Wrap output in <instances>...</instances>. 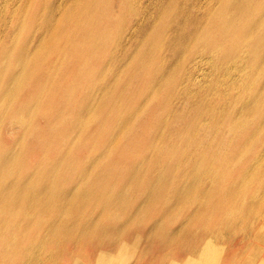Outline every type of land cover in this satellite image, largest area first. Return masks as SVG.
I'll use <instances>...</instances> for the list:
<instances>
[{
	"label": "bare ground",
	"instance_id": "obj_1",
	"mask_svg": "<svg viewBox=\"0 0 264 264\" xmlns=\"http://www.w3.org/2000/svg\"><path fill=\"white\" fill-rule=\"evenodd\" d=\"M41 1H44V0H41ZM101 1L103 2L104 0H53L52 4L50 2L51 5H49V6H52L51 9L49 8L50 11L48 8H46L47 9L46 11H49V12L47 13L45 12L46 14L44 15L45 18L43 19L41 16L42 14H39L41 16V21L40 23L37 22L38 24L35 25V27L33 26L34 27L33 33L29 35L31 40L29 39V41L28 40L24 41L25 38L23 37L22 38L23 42H22L21 38H19L20 42L22 43L19 46V48H18V44H20V42L17 44V47H16L18 48L17 52L12 57H9V53H10L9 49H10V45L12 48L14 46L11 42L10 44H7V42L9 41L8 39L11 38L10 36L11 33L6 34L5 32L7 40H6V43L4 45L2 44L0 48V124H1V121L4 120L5 118L8 122L9 128H11L12 127L11 125H13L12 123L21 122L19 117L16 116L17 114H15V112L18 111L21 113L23 112V110L29 109L30 101L42 100L44 96V89L46 90L47 85L51 82L52 80L51 77H54L56 75L55 72L58 69L65 68L64 64L67 66L70 63V60H69V63L65 62L69 58L64 60L63 58L64 53L67 54L68 56L71 54L76 55L75 58H79V60H81L80 58H84V62L87 65L92 64L93 60H94V63H97L96 60L98 59L95 60V58L98 57V54L100 56L103 52L106 51L105 45L107 43L106 42L107 40L104 37L105 27H106L105 25H103L104 21L98 20L97 18H95V15H94V12L96 11L95 7ZM124 1H127L134 6L133 8L129 9V13L127 12V7L126 9H123L124 12L122 14L124 16L119 26V31L121 32V34L126 30L129 31L128 32L129 35L125 37L126 40L125 41L123 40L124 42L122 41L119 44L120 49L125 51V54L129 49H131L134 52V54L136 53L135 55H137V53L139 55V58L136 59L135 57V60L139 61L140 64L148 63L150 59H149V56L146 55L147 51L141 50L146 44L145 39H147V37L145 36L148 33L149 34H151V32L154 33L155 30L160 28L161 32L164 35L168 36V39L170 38V41L169 40L163 41V42L161 41L164 49H166L165 47L168 46L166 52L168 51V49H170V51L172 50L170 53H172L174 57L181 55V59L178 57L176 59L172 57L173 60L174 59L176 60V61L174 60V62H177V63H174L173 60L171 61L174 64L173 67H175V68H171L173 70L169 71L165 69L164 67L165 65L164 66L162 65V67L157 65L159 68V71H155V72L151 71L153 73H150L152 74L149 80L150 83H152L153 86L158 85L156 87H160V88L162 87L163 91L162 90L161 91L163 92L164 97L163 95L161 97H163L166 101H168L172 97V95H174L175 92L177 93L179 92V88H181V84L183 83V80L187 82L184 87H187L186 85H188V83H190L191 81H194L193 79L195 76H197L196 75L197 72L199 70L204 69L202 67L203 65H208L212 69V71L215 73L216 77L218 75L221 76L222 74H224V72L230 67L229 66L230 64H232V67L235 71H238L239 69L238 66L239 67L242 66L243 68H246V69L248 67L249 72H250L248 73V78H250V81H252L253 79H262V78L264 80V0H121V3H123V6L125 3ZM22 2L24 3V1ZM121 5L122 4H120V6ZM121 8L123 7L121 6ZM120 12H122V10ZM125 16H128V18H130L126 24H124ZM100 18L101 17H99V19ZM32 20H28V21L33 22ZM76 21L81 22V26L83 29L70 26V24H73ZM159 21L161 22L164 21V22L162 24V23H159ZM29 26H30V29H32L31 25ZM95 30H99L100 31L99 33L103 34V37L101 39H99L100 37L97 35L96 37L91 35L94 33ZM30 31L31 30H29V32ZM54 32H56V37H57L56 40L46 41L45 36H48L51 34L53 35ZM25 36H28V35H25ZM175 38L176 40H174ZM82 39L87 40L86 42L87 44L84 46L81 44L79 45V42H77L80 40V43H83L84 41ZM81 40L83 42H81ZM171 40H174L176 42L177 40L178 42L181 41L179 44L182 43V46L180 45L177 47L176 46L177 43L175 45H173L174 43L173 44L171 43L173 45L172 46L170 44V42H172ZM53 45H56V46H53ZM172 47L174 50L172 49ZM51 48L53 49L50 50ZM49 50L50 52L48 53ZM46 53L48 54L52 53L53 55L52 60L47 62L44 66L38 65L40 63L36 62L37 59L40 58L39 60L41 59L43 60ZM241 54H243V56H241ZM119 55L117 54L116 56H119ZM128 58H126V60ZM102 59L104 60L105 58H102ZM126 60L125 58L120 57V56L116 58L111 57V61L113 62H110V63L114 64L113 69H115L117 67H120V65ZM155 63H157V61ZM167 63L165 64L167 65ZM96 65L98 66L96 67L90 66L91 69L96 70V68H100V70L93 74L89 73L88 77H90L92 80L94 78L95 80L100 78L101 80L104 81L103 83L100 82L101 84L99 85L98 84L91 85L90 82L89 83L86 82L87 86L84 89H81L82 86H79L80 87L79 88L77 84H75V81H73L74 83L71 85L72 89L74 90L78 89L79 91L78 95H79L80 100H82V102L78 101L81 103H78L76 104V106H74L75 107V114H74L75 118H74V121L73 120L71 121V128H68V130H65L63 132V135H64L63 139H60L59 141L55 140L57 141V145L59 143L60 145H64L68 147V151L70 153L73 148L77 149V148L84 146L87 141L86 140L87 136H89L92 133L91 131H88L89 130L88 129L86 131V135H83L84 129H83V133H81L82 129L80 128L81 127L80 125H82V123L84 122L83 120L84 118L82 119V117H84L85 114H88V111L90 110L91 106H95V107L98 106V108L101 110V113H103V115H101L100 117L104 116L105 119L111 117L110 115L112 114L114 116L116 115V117L118 115V118H119L120 113H122L124 109L126 110V107L124 109L122 107V105H125V103L124 104L121 103L122 105L120 104L119 108H117V104H116V98H118V96L124 99L123 93L115 95V97L109 96V89L111 88V85L109 87L107 85V82L108 83L114 82L116 80V77H117L116 74L118 72L116 74L112 72L108 76L106 72L107 66L103 62L100 64L97 63ZM109 65L111 66V64ZM131 66L133 67V64ZM117 70H115V72ZM124 70H125V66H124ZM35 71H39V73ZM66 71H67V68H66ZM70 72L72 73L71 69H70ZM60 73H57V74L60 75ZM28 74H31V75L27 79ZM70 75L72 77L74 76L78 77L77 74H70ZM65 76H66V72H65ZM56 78L54 80H56ZM86 78L87 76L85 77V79ZM124 78L126 79V77ZM74 79L76 80V78ZM118 79H120V77ZM29 80H31L32 82ZM57 82L59 83L60 80H56L55 82L53 81L51 83V87H54L58 90V88L60 87L58 86L59 84ZM68 82H67V86H68ZM116 82L118 84L117 80ZM122 83L120 81L119 84H122ZM160 83L161 85L159 86ZM117 87H118L117 89H119V86ZM18 88H19V92L22 93V97L19 98L17 103L15 101L14 104H16V106H15V109L13 110L14 112L11 113V110L8 108V110H10V115H8L9 112L7 110L6 111L8 114H4L5 106L6 105L8 106V104L5 105L4 102L8 101L12 103L14 101L13 95L15 97V94H17ZM114 93L115 92H113V94ZM58 94L60 95V93ZM160 94L162 93L160 92ZM49 95H51V92ZM60 98H62L61 95H60ZM97 98L99 99L98 103L96 102ZM163 98L160 101H162ZM258 100H260V98ZM51 101L52 99L50 100V102ZM54 101L57 102L56 99ZM157 101H159V98ZM204 102H202V104ZM257 103L259 104L260 102H257ZM51 104L55 106L53 102ZM70 104L67 103L69 107H70ZM263 104L264 102L262 103V106ZM63 106L58 107V110H57L58 112H56L57 114H55L54 117L62 115L61 109L64 108ZM163 106H161L163 109L161 110L160 108L161 110V111L159 110L160 112L162 111L164 112L165 108ZM150 108L152 107L150 106ZM247 108L248 110L246 109V111L248 113L246 112L244 113H246L247 115L249 114V117L251 118V120L253 118L257 120L256 121L257 124L254 122V124H256L254 129L258 131V128L259 129L261 128V130L259 131L263 134L264 132L263 130L264 111L263 113H260L257 111L258 112L257 113L254 109V106H252L251 104H250V107H247ZM41 109L43 110V108ZM72 110L73 109H71V112H69V114L73 113ZM95 110L97 111L96 108ZM150 110L151 109H149V111ZM47 111L45 109V112ZM199 112L201 113L202 111H200L199 109ZM48 113L49 112H47V115L45 114L46 117L49 116ZM244 113L242 115L243 117H244ZM124 114L126 115V111ZM157 114L155 116V119L157 117ZM149 116H145V117H149ZM46 117H44L45 118L44 124L50 123L51 121V118L49 117L46 118ZM141 117L138 119L139 121L142 120ZM67 118L69 119V117ZM160 118H158L157 121H159ZM149 119L148 121H150ZM214 119L211 121L213 133L218 132L219 129L223 128L220 126H225L223 125L224 122L222 123V125L220 124L219 126L218 122L214 121ZM100 120L102 119L100 118ZM121 120H122V123L126 121L125 123H123L124 125L121 124L115 129L114 128L111 129V127L109 129V133L111 134V137L103 144V151L100 152V155H99V157L102 158L103 160H104V157H107L110 152L112 151L114 152V149H116L114 147L118 142L117 140L118 138L124 137L127 131L128 133L133 131V130H130L132 126L130 125L131 121H130L129 116L127 117L122 116ZM56 121L57 123H59L58 120ZM104 121L105 120H103V122ZM51 123L53 122L51 121ZM111 123L113 122L111 121ZM164 124L165 123H159L158 128L155 130L153 129L154 128L153 125H152L153 128L150 126L153 129L154 131L153 133L156 135V137L154 136L153 138H150L149 142L146 141L147 143L142 147L143 154L141 158L135 159V156H132L131 151L132 149H134L132 148L133 138H129L126 136V138L128 139L125 140V142L123 141L124 143H122L121 147L116 149L114 152L116 159L111 161V163L109 162V165L105 161L102 163L103 165H100L99 163V165L101 166V167L99 166L101 168V169L98 168L99 170L93 167L95 162L99 160H96L97 157H94L91 152L90 154L85 152L82 155L81 153L74 155L76 159L78 158L77 159L78 160L77 162H79L78 164H75L73 162L65 163L60 159L59 155L53 154L51 159L49 158L45 159L46 157L41 156L40 158L36 159L35 162L31 163V165L28 166L27 164L23 167V169L17 170V167L15 165V159L17 158L15 154L18 150L17 148L18 144L22 142V138L26 134V127L24 126V129L22 130V133L19 137L16 136L12 138L13 134L11 135V133L8 132L9 134L8 133L7 134L9 135V138H10L8 143H7V137H3V138L0 137V232L5 230V228L8 226L7 224L9 225L11 224L13 226H17L19 230L22 232V233L19 232L15 236V238L17 237L18 241L24 240V239H27V241H29L28 239H39V238H45V237L47 238L48 231L43 233L44 236H40L41 234L40 235L37 234V231L39 230V227H40L39 225L45 221L48 222V224L50 225L51 224L55 226L57 225V227L61 225L62 226L63 225L73 226L74 229L78 228L77 233H79V228L80 227L83 228L85 224H95L100 229V231L102 230L104 231V234L101 232L103 234V237L89 232L91 229L89 230L87 227L85 229L89 231L82 235L81 237L82 239L80 238L82 242H79L74 245L73 252L84 253L85 255L88 256L90 255L92 251V246H107L108 249L112 248L110 251H113V252H110L108 254V256H111L113 255L116 248L121 247L123 245L126 235L133 228H136V226L144 224L146 222H152L153 225L155 224L159 228L162 227L161 229L167 232L166 230L169 229L170 226L180 218L179 215L181 213H182L181 214L182 220L179 221L181 222L179 223V225L184 224V226L189 227L190 225H195V224L198 225V224L203 223L205 221L203 216L205 215V213H208L213 203L216 204L215 208H217L216 211L218 212L220 210H226V213L227 211L232 212L235 209V206H233L234 202L237 201L236 195L238 194L239 196V193H243V189L240 184L237 185V183H234V184L231 183L229 188H225V187L222 188L221 185H218L217 183L213 185V187L211 186L208 189L205 184L209 183V178L207 176V173L210 171L207 169L206 166H204V169H201V167H198L196 164L190 165L191 164L190 162H189L190 164H188L189 166H183L182 169L180 165L179 167L174 166L176 164L174 163L173 171H170V172L167 171L168 172V173L166 172L167 174L155 168V165L158 163L159 159L161 158L160 156L161 148L159 149V147H161L165 142L163 141L164 131L161 130V127ZM105 125L106 124H103L102 131L104 129L103 134H105L106 136L108 131H107V128H104ZM133 125H136V123ZM190 126L191 125H189V127ZM78 127L80 128V130H78L79 129ZM84 127L86 126L84 125ZM5 128L7 131L8 128L6 127V125H5ZM33 128L34 127H32V129ZM17 129L20 130L19 128ZM92 129L94 130V132L96 131V129L94 128ZM247 129L248 127L246 128V130ZM39 130H41V128L40 129L38 128V131ZM246 130H245V133L248 131ZM255 130H254L253 135L257 133ZM33 131L35 132L34 129ZM157 131L159 135H157ZM15 132L14 134H16ZM185 133L188 134L187 131ZM209 134L210 133H208L205 127L203 126L201 128V137H202L201 140L205 139V137ZM195 136H197V134ZM241 138L240 139L238 138V139L241 140ZM103 139H105V137ZM258 139L260 141V138ZM138 142H135L136 145ZM143 142L145 141L143 140ZM257 144L260 145V143H257ZM238 146H240V144ZM253 148H256V147L254 146ZM33 153L32 152L30 153L29 151V156L31 157L30 154H33ZM80 155H81V158H79ZM36 157H37V154H36ZM24 158H22V161ZM202 158L205 159L204 156H202ZM261 158L263 159L264 157H261ZM105 159L107 160V158ZM127 160H129L127 164L123 165L122 162L127 161ZM30 161L32 160L30 159ZM98 171H101L102 174L99 175L98 173H101V172H98ZM200 176L204 177L203 184L196 183L197 179ZM248 176L249 175H247L246 177ZM220 194H223V195H220ZM133 195H137V196L133 198ZM117 208L119 209L121 208L122 210H124V215L122 218L123 223L120 222L122 224L117 223V221L119 220L117 219L118 218L117 213H115V209L119 210ZM182 209L183 210L187 209L188 211L186 212L188 214L180 212V210L182 211ZM120 214H122V212ZM53 225H51L52 227L50 228L52 229L55 228ZM76 225L78 226L75 227ZM198 226L200 227V225ZM179 227L177 229H180ZM46 228L48 230V227H45L44 230ZM114 228H116V230ZM227 228L230 229V227H227ZM248 228L251 229L250 226ZM40 229L42 230V226ZM110 229L115 230V232L113 231L114 233L112 234L109 233L108 231H110ZM156 229L154 228V231H157ZM232 229L234 230V228ZM232 229H231V232L233 231ZM28 230L31 231L32 234L30 233L28 235L27 233H25ZM181 232H183L182 229H181ZM181 232L180 234H182ZM226 232L225 234H227ZM231 232L229 234H231ZM157 233H159V231ZM56 234L58 236L59 233L56 232ZM168 234H171V233H168ZM168 234L166 233V236ZM192 234H195V233H192ZM229 234L228 236H230ZM72 235L73 234H71L70 236ZM172 235H168V236L171 237ZM176 235L174 232V236ZM232 235L234 234L232 233ZM55 236L56 235H50L49 236L50 239L48 238L47 239L53 240L51 238H55ZM158 236L160 238V235ZM64 237H68V234L67 236L63 235V238ZM101 237L103 239H101ZM0 238H6V237L5 235L0 234ZM71 238L73 240V238L75 237H71ZM171 238H175V237H171ZM212 239L214 238L212 237ZM147 240H150L149 237H147ZM60 241L61 240H59V242ZM92 241L95 243H93ZM162 242H164V240L161 241V243ZM166 242L168 241L166 240ZM51 244L56 245L50 242H48L47 244H44L43 242L42 244H37V245L44 246V245H51ZM21 245H23V241ZM60 245L62 246L63 244H60ZM182 246L183 245H181V247ZM61 249L66 253V249L64 248H61ZM198 250H195V251H198ZM43 252H45V250ZM144 255H146L145 252L143 251L140 252V255L138 256V260L139 261L142 260L141 258H144L145 257ZM53 256H56V255H53ZM82 256H78V258ZM42 257H44V255ZM163 258H161L162 261L165 259ZM50 263L53 264L52 262ZM187 264L189 263L187 262Z\"/></svg>",
	"mask_w": 264,
	"mask_h": 264
},
{
	"label": "rangeland",
	"instance_id": "obj_2",
	"mask_svg": "<svg viewBox=\"0 0 264 264\" xmlns=\"http://www.w3.org/2000/svg\"><path fill=\"white\" fill-rule=\"evenodd\" d=\"M22 1H24V3ZM49 1L50 0H44V1L26 0V2H25V0H13V1L12 0H5V1L0 0V2L3 3V4L0 3V42H1L0 48H1L2 44L4 45L6 43V40H7L5 32H6V34L11 33V35H10L11 38L8 39L9 41L7 42V44H10V42H11L14 47L12 48L10 45L9 57H12L13 55H15V53L17 52V49L19 48V46L23 42V39H22L23 37L25 38L24 41L25 40L29 41V39H30L29 35L33 33L35 25L40 23L41 16L44 19L45 18L44 15H46L45 12L46 13L49 12L50 9L52 8V6H49V5L52 4L53 0L50 1L51 4ZM124 2H125L124 3L125 7L123 6V3H121V0H104L103 2L101 1L95 7L96 11L94 12V15H95V18H97L98 20L104 21V24L102 22V24L106 26L104 37L107 40L106 41L107 43L105 45L106 51L103 52L100 56L98 54V57H96L95 60L98 59V60H96L97 63L100 64L103 62L107 66L106 72H107L108 76L112 72H114L115 74L118 72L116 74L117 75L116 80L118 81V84H117L116 80L114 82H110V83L107 82V85L109 87L111 85V88L109 89V96L115 97V95L123 93L124 99H122L121 97L118 96V98H116V104H117V108H119L121 103L122 104L125 103V105H122V104L121 105H122L123 109L126 107V110L124 109V111H122V113H120L119 118H118V115L116 117V115L114 116L112 114V115H110L111 117L105 119L104 116L100 117L101 115H103V113H101V110L98 108V106L97 107L91 106L90 110L88 111V114H85V116L82 117V119L84 118L83 119L84 122L82 123V125H80L81 126L80 128L82 129L81 133H83V129H84L83 135H86V131L88 129H89L88 131L92 132L89 136H87V139H86L87 141H86L85 145L80 147V148H77V149L73 148L71 153L68 151V147H66L64 145H60L59 143L57 145V141H59L60 139H63V137H64L63 132L65 130H68V128H71V121L72 120L74 121V118H75V116H74L75 107L74 106H76V104L82 102V100H80L79 95H78L79 94L78 89L74 90L71 87V85L74 83L73 81H75V84H77L78 87L82 86L83 88L81 87V89H84L87 86L86 82H88V83L90 82L91 85L92 84H98L99 85V84L104 82L100 78L96 79V80L94 78L92 80L90 77H88L89 73L93 74V73H96L100 70V68H96V70L91 69L90 66H94V67L98 66V65H96L97 63H94V60L92 61V64L87 65L84 62V58H80L81 60H79V58H75L76 55L71 54L68 56L67 54L64 53L63 54L64 60L69 58L65 62L69 63V60H70L71 65H70V63L67 66L64 64L65 68L58 69L55 72V74H56L55 76L57 78L55 76L51 77L52 78L51 82L47 85L46 90L44 89V96H43L42 100L30 101L29 109L23 110V112H21V113L18 111L15 112V114H17L16 116L19 117L21 122L12 123L13 125H11L12 126L11 128H9L8 122L5 118H4V120L1 121V124H0V135L1 136L0 137H2V138L7 137V143L10 140L9 135H8L9 133H11V135L13 134L12 138H14L16 136L19 137L22 133V130L24 129V126L26 127V134L22 138V142L18 144V146H17L18 150L15 154L16 158H17V159H15V165L17 167V170L23 169V167L27 164H28V166L31 165V163L35 162L36 159L40 158L41 156L46 157L45 159H47V158L51 159L53 154L59 155L60 159L65 163L73 162L75 164H78L79 163V162H77L78 158L76 159V157L74 155L80 154V153L82 155L85 152H87L89 154L91 152L94 157H97L96 160H99V161H96L95 164L93 165V167L96 169H98V168L101 169L100 165H103L102 163L104 161L109 165V162L111 163V161L116 159L114 152L116 149L121 147L122 143H124L125 140L128 139V138H126V136L129 138H133V147L132 148H134V149H132V151H131L132 156H135V159L141 158L142 154H143L142 147L147 142L150 141V138H153L154 136L156 137V135L153 133L154 132L153 129L154 130L157 129L159 123H165L161 127V130L164 131L165 137L163 136V138H164L163 141H165V142L161 147H159V149L161 148V152H160L161 158L159 159L158 163L155 165L156 169L166 173L167 171L168 172L173 171L174 166L179 167V165H180V167L182 169L183 166H189L188 164H190V163H191L190 165L196 164L198 167H201V169H204V166H206L207 169L210 171L207 173V176L209 178V183L205 184L208 189L211 186L213 187V185H215L217 183H218V185H221L222 188L223 187L229 188L231 183H233V184L237 183V185L240 184L242 186L243 193H239V196H238V194L236 195L237 201L234 202L233 206H235V209L232 212L227 211V213H226V210H220L218 212V211H216L217 208H215L216 204L213 203L210 210L208 211V213H205V215L203 216L205 221L201 224H198V225H200V227L197 224L190 225L189 227L184 226L183 223H182L183 225H181V224L179 225V223H181L179 221L182 220V215H181L182 213L179 215L180 218L178 217L179 219L176 222H174L170 226L169 229L166 230L167 232H165L163 229H161L162 227L159 228L157 225H155V224L153 225L152 222H146L144 224L138 225V226H136V228H133L126 235L123 245L121 247L116 248L113 255H111V256H108V254L110 252H113V251H110L112 248L108 249L107 246H92V251H91L90 255H88V256L85 255L84 253L73 252L74 251V245L79 243V242H82V240H81L82 235L84 233L88 232L90 229L91 230L89 232L103 237L104 231L103 230L100 231V229L95 224H85V226L83 228H81V227L79 228V233H77L78 228L74 229L73 226H70V225H68V226L63 225L62 226L61 225V226L57 227V225L55 226V225L51 224L55 227L52 229V228H50L52 226L50 224H48V222L45 221L39 225L40 226L39 230L38 229H37L38 231L36 230L37 234H39V235L41 234L40 236H44L43 233L48 231L47 232L48 233L47 238L50 239L49 236L50 235H56L57 236V234H56V232H57V233H59L57 238L58 237L59 238L57 239L55 236V238H51L53 240H48L45 237V238H39V239H28L29 241H27V239L18 241L17 237L15 238V236L19 232L20 233H22V232L19 230V228L17 226L7 224L8 226L5 228V230L0 232L1 235H5V237H6V238H0V244H1L0 245V264H51L50 262H52L53 264L54 263L55 264H85V263L86 264H98V263L99 264H158V263L159 264L160 263L161 264H179V263L180 264H187V262L189 264H264V158L263 159L261 158V157H264V141H263L264 140V132L262 134L259 131V130H261V128L260 129L258 128V131H259V133H258V131H256L254 129L255 125L257 124L256 123L257 120H255L254 118H253L254 120L253 119L251 120V118L249 117V114L248 115L246 114V113H248L246 111V109L248 110L247 107H250V104L252 106H254V109L256 112L258 111L260 113H263V111H264V104L262 106V103L264 102V94H263L264 93V91H263L264 80H263V78L262 79H253L252 81H250V78H248V73H250L248 67L246 69V68H243L242 66H240V67L238 66V68H239L238 71H235L232 67V64L229 65L230 67L224 72V74H222L221 76L218 75L216 77L215 73L212 71V69L208 65H203L202 67L204 69L199 70L197 72V74H196L197 76L194 77V79H193L194 81L190 82L191 84L188 83V85H186L187 87H184L187 82H185L183 80V83L181 84V88H179V92L178 93L175 92L174 95H172V97L168 101H166L163 98L164 95L162 92L163 91L162 87L161 88L156 87L158 85L153 86L149 80H150V76L152 75L150 73H153L155 71H159V68L157 65H159L160 67H162V65L163 66L165 65L164 66L165 69H167L169 71L173 70L171 68H175V67H173L174 64L171 62L173 60L172 57H174V55H172V53H170L172 50L170 51V49H168L169 52L168 51L166 52L168 46H166L165 47L166 49H164V47L162 45L163 41H167V40L170 41V38L168 39V36L164 35L161 32L160 28L155 30L154 33L151 32V34L148 33L149 35L147 34L145 36V37H147V39H145L146 44L141 50L147 51L146 55L149 56L150 60L146 64H140L139 61L135 60V57H136V59H138L139 55H138V53H137V55H135L136 53L134 54V52L131 49H129L125 54V51L120 49L119 44L123 40L124 41L126 40L125 37H127L129 35V33H128L129 31L126 30L121 34V32L119 31V26H120V24L122 22V18L124 16L122 14L124 12L123 9H126V7H127V12L129 13V9L133 8L134 6L127 1H124ZM119 3L122 4L121 6L123 8H121ZM116 7L118 10L116 9ZM35 8L37 9V11ZM46 8H48V9L50 8L49 11H46L47 10ZM120 9L122 10V12H120L121 11ZM116 10H117V12H116ZM34 12H35V14L36 13L37 14L35 15ZM33 14L35 15V17ZM39 14H42V15L40 16ZM30 15H32V16H30ZM115 15L116 16L119 15V16L116 17ZM30 17H32V18H30ZM99 17H101V18L99 19ZM37 18H38V20H37ZM129 19L130 18H128V16H125L126 21L124 20V24H126L129 21ZM28 20H32L33 22L28 21ZM163 22L159 21V23H162V24H163ZM28 24L31 25L32 29H30V26ZM70 26L76 27V28H82L80 21H76L73 24H70ZM97 27H99V26H97ZM106 28H108V29H106ZM29 30H31V31L29 32ZM24 31H26V32H24ZM56 32H54L53 35L51 34V35L45 36V40L46 41H48V40L55 41L57 38ZM99 32H100L99 30H95L94 33L91 35H93L94 37H96V35H97L100 37L99 39H101L103 37V34H100ZM24 34L28 35V36H25ZM155 34H157V35H155ZM19 38H21L22 42H20ZM82 40H81V42H83V43H80V40L77 41V42H79V45L80 44L83 46L86 45L87 40L86 39H82ZM174 40H176V38ZM174 40H171L172 42H170V44L174 43L173 45H175L177 43L176 44L177 47L180 45L182 46V43L179 44L181 41L178 42V40H177V42H176ZM19 42H20V44H18ZM17 44H18V48H16ZM53 46H56V45H53ZM53 46H51V47H53ZM15 48H16V50H15ZM52 49L53 48H51L50 50H52ZM172 49H173V47H172ZM50 50L48 51V53L50 52ZM118 51H120V52H118ZM131 51H132V53H131ZM48 53H46L43 60L41 59L42 61L39 60L40 58L37 59L36 62L40 63L38 65L44 66L47 62L52 60V57H53L52 53H50V54H48ZM117 54L118 55L120 54L119 56L125 58V60H126V58L129 57L128 58L129 60L127 59L126 61H128V62L125 61L121 64L122 66L120 65V67L113 69L114 64L110 63V62H113V61H111V57H113V58L119 57V56H116ZM170 54H171V56H170ZM169 56L171 59L169 58ZM241 56H243V54H241ZM101 57L105 58V59L103 60ZM177 57L181 59V55L176 56L174 58L176 59ZM132 58H133V60H132ZM46 59H48V60H46ZM164 59L166 60V62ZM155 60L157 61V63H155L156 62ZM174 60H173V62H174ZM72 62H74V63H72ZM163 62H165V63L168 62V63L166 65ZM42 63H44V64H42ZM174 63H177V62H174ZM73 64H75V65H73ZM109 64H111V66ZM132 64H133V67L131 66ZM153 64L155 65V67ZM124 66H125V70H124ZM66 68H67V71H66ZM70 69L72 70V73L70 72ZM74 69H75V71H74ZM115 70H117V71L115 72ZM39 71H35V72L39 73ZM151 71H153V72H151ZM65 72H66V76H65ZM67 72H68V74H67ZM57 73H60V75ZM124 73H125V75H124ZM70 74H77L78 77H76V76L72 77ZM83 74H84V76H83ZM30 75L31 74H28L27 79ZM57 75L60 77H58ZM68 75H70V76H68ZM86 76H87V78L85 79ZM123 76L126 77V79ZM119 77H120V79H118ZM31 78H33V77H31ZM55 78H56V80H60L59 83L57 82L59 84L58 86L60 87V88H58V90L54 87H51V83L53 81L54 82L56 81V80H54ZM70 78H71V80H70ZM74 78H76V80ZM77 78H78V80H77ZM66 79H67V81H66ZM29 81H31V80H29ZM81 81H82V83H81ZM120 81H121V83L123 81V83L119 84ZM129 81H131V82H129ZM67 82H68V86H67ZM261 83H262V85H261ZM160 85H161V83L159 84V86ZM117 86H119V89H117L118 88ZM53 90H54V92H53ZM50 92H51V95H49ZM113 92H115V93L113 94ZM160 92L162 94H160ZM20 93L21 92H19V88H18L17 94L20 97L17 94H15V97L13 95V100H14L12 102L13 104L8 102V101L4 102L5 105L8 104V106H10V107H8L7 105L5 106L4 114H8L7 113V111H8L9 112L8 115H10V110H11V113L14 112L13 110L15 109V106H16V104H14L15 101L17 103L19 98L22 97V93L21 94ZM58 93H60L62 98H60V95ZM53 94H54V96H53ZM74 95H75V97H74ZM162 95H163V97H161ZM52 96L54 99L52 98ZM157 97L159 98V101H157L158 100ZM162 98H163V100L160 101ZM259 98H260V100H258ZM51 99H52V101L50 102ZM55 99L57 100V102L54 101ZM98 100L99 99L97 98V100H96L97 103H98ZM78 101H81V102H78ZM52 102L54 103L55 106H53V104H51ZM154 102L156 104L157 103H159V104H157V106H156V104ZM202 102H204V103L202 104ZM257 102H260V103L258 104ZM67 103L68 104L71 103L70 107L67 105ZM162 104L165 106H163ZM71 105H72V107H71ZM59 106L64 107L63 109H61L62 115L60 114L61 116L54 117V115L57 114L56 112H58L57 110H58ZM150 106L152 108H150ZM161 106H163L165 108V110H164L165 113L162 111L163 114H162V112H160L163 109ZM155 107H156V109H155ZM8 108L10 110H8ZM41 108H43V110ZM95 108L97 109V111L95 110ZM147 108H148V110H147ZM157 108H158V110H157ZM160 108H161V110H160ZM258 108H259V110H258ZM3 109H4V107H3ZM45 109H46V111L49 110V111H47V112H49L48 113L49 116H47V117L51 118V121L53 123H51V121H50V123L44 124V119H45L44 117H46V115H47V112H45ZM71 109H73L72 110L73 113L69 114V112H71ZM149 109H151V110L149 111ZM199 109H200V111H202L201 112L202 114L199 112ZM153 110H154V112H153ZM50 111H52V112H50ZM125 111H126V115L124 114ZM98 112L100 115L98 114ZM242 112L243 113L246 112V113H244V117L242 116L243 115ZM154 113H155V115H154ZM66 114H67V116H66ZM156 114H157V117L155 119ZM160 114L162 115V117ZM122 116H125V117L129 116L130 117V121H131L130 125L134 129L130 128V130H133L132 132L128 133V131H127L126 135H124V137L118 138L117 139L118 142L114 147V148H116V149H114V152L113 151L110 152L111 154L109 153L108 156L104 157V160H103L102 158L99 157V155H100V152L103 151V144L108 139H110V137H111V134L109 133V129H110V127H111V129H113V128L115 129L121 124L124 125L123 123H125L126 121L122 123V120H121ZM145 116H149V117H145ZM67 117H69L70 120ZM140 117L142 118L141 121L138 120ZM100 118L102 120H100ZM158 118H160L159 121H157ZM55 119L58 120L59 123H57V121ZM148 119L150 121H148ZM213 119H214V121L218 122L219 126H220V124L222 125L223 122H224L223 125H225V126H220L223 128L219 129L218 132H214V133L212 132V124H211L212 123L211 121ZM225 119H226V121H225ZM103 120H105V121L103 122ZM161 120H163V121H161ZM111 121L113 123H111ZM153 122H155V123H153ZM254 122L256 124H254ZM94 123L97 125H95ZM135 123H136V125H133ZM103 124H106L104 128H107V131H108L106 136H105V134H103L104 129L102 131ZM5 125L10 131L8 129L6 131ZM63 125L64 126L67 125L66 126L67 128L64 127ZM84 125L86 127H84ZM152 125L154 128L152 127ZM189 125H191L190 126L191 129H190ZM31 126L34 127L33 129L35 130V132L33 131ZM90 126H92V127H90ZM203 126L205 127L206 131L210 134L207 135L205 137V139L201 140V138H202L201 137V128ZM192 127H193V129H192ZM247 127H248L247 130L249 132L246 130ZM17 128H19L20 130H18ZM38 128L39 129L41 128V130L38 131ZM80 128L78 130H80ZM92 128L96 129V131L94 132V130ZM145 128H146V130L147 129L148 130L146 131ZM245 130L248 133L247 132L245 133ZM254 130L257 132V133L255 132L256 133L255 135H253ZM263 130H264V128H263ZM28 131H29V133H28ZM186 131L188 132L189 135L185 133ZM223 131H224V133H223ZM14 132L16 134H14ZM196 134H197V136H195ZM243 134L245 135V137ZM157 135H159L158 131H157ZM218 135H219V137H218ZM104 137H105V139H103ZM241 137L244 139H242ZM261 137H262V139H261ZM238 138L239 139L241 138V140H239ZM258 138H260V141ZM175 139H177V140H175ZM55 140H57V141H55ZM138 140H139V142H138ZM143 140L145 142H143ZM168 140H170L171 142ZM214 140H216V141H214ZM135 142H138L137 145ZM261 142H262V144H261ZM257 143H260V145ZM239 144H240V146H238ZM254 146L256 148H253ZM24 147L26 150L24 149ZM139 147H141V148H139ZM23 151L26 153H24ZM29 151H30V153L34 152L33 154H30L31 157L29 156ZM36 154H37V157H36ZM81 155L79 156V158H81ZM202 156H204L205 159H203ZM190 157L192 158V160ZM22 158H24L23 161H22ZM105 158H107V160ZM25 159L28 161H26ZM30 159L32 161H30ZM128 161L129 160L123 161L122 164L125 165V164H127ZM99 163H100V165H99ZM174 163H176V164L173 166ZM257 163H258V165H257ZM244 164H246V165H244ZM98 172H101V171H98ZM98 174L101 175L102 172L98 173ZM247 175H249V176L246 177ZM203 178H204L203 176H200L197 179L196 183L203 184V182H204ZM246 190H248L249 192ZM220 195H223V194H220ZM136 196L137 195H133V198H135ZM117 209H119V208H117ZM186 211H188V210L187 209H184V210L182 209V211L180 210V212H183V213H187ZM121 212H122V214H120ZM175 212H177V211H175ZM115 213H117V215H118L117 219H119L117 221V223L122 222L124 210H122L121 208L119 210L115 209ZM214 214H216V215H214ZM217 218H219V219H217ZM9 223H11V222H9ZM122 223H120V224H122ZM47 224H48V226H47ZM209 224H211V225H209ZM232 225L235 227H233ZM41 226H42V230L40 229ZM77 226L78 225H76L75 227H77ZM90 226H91V228H90ZM175 226H177V227H175ZM249 226L251 227V229L248 228ZM45 227H48V230H47V228L44 230ZM87 227L89 229L88 231H87V229H85ZM95 227H97L98 229ZM178 227L180 229H177ZM181 227H183V228H181ZM227 227H230V229H228ZM245 227H246V229H245ZM154 228L155 229L157 228L156 229L157 231H154ZM232 228H234V230ZM72 229H74L76 231H74ZM114 229L116 230V228H114ZM158 229H160V230H158ZM176 229L179 231H177ZM181 229L183 232H181ZM231 229L233 230L232 232H231ZM92 230H93V232H92ZM115 230L110 229V231H108V232L112 234L115 232ZM152 230H153V232H152ZM162 230H163V232H162ZM241 230H242V232H241ZM28 231H26L25 233H27L28 235L30 233L32 234L31 231H29V232ZM69 231L72 233H70ZM158 231H159V233H157ZM170 231H172V232H170ZM49 232H50V234H49ZM65 232L68 234V237L63 238V235L67 236V234ZM164 232H165V234H164ZM174 232H175V235L177 234L176 236H174ZM180 232L183 235L180 234ZM225 232L227 234H225ZM230 232H231V234H229ZM145 233H147V234H145ZM166 233L167 234L171 233L168 235L173 234L171 237H175V238H171L168 235L166 236ZM192 233H195V234H192ZM232 233L234 235H232ZM69 234L70 235L73 234V235L70 236ZM228 234L230 236H228ZM146 235H147V237H149L150 240H147ZM158 235H160V238L163 236L161 238V240H160ZM156 236H157V238H156ZM223 236H224V238H223ZM226 236H228V237H226ZM71 237H75V238H73V240H72ZM102 237H101V239H103ZM212 237L214 239H212ZM202 238H204V239H202ZM225 238L228 240H226ZM59 240H61L60 241L61 243L59 242ZM163 240H164V242L161 243V241H163ZM166 240L168 242H166ZM225 240H226V242H225ZM22 241H23V245H21ZM43 242H44V244H47L48 242H50V243H54L56 245H52V244L51 245H44V246L43 245L42 246L37 245V244H42ZM187 242H188V244H187ZM93 243H95V242H93ZM184 243L186 246L184 245ZM60 244H63V245L61 246ZM181 245H183V246L181 247ZM54 247H55V249H54ZM187 247H188V249H187ZM61 248L66 249V253ZM194 249L195 250L199 249L198 250L199 252L195 251ZM44 250H45V252H43ZM41 251H42V253H41ZM142 251L145 252L146 255H144L145 257L141 258L142 260L139 261L138 256L140 255V252H142ZM46 252H48V253H46ZM50 252L51 253L53 252V253L51 254ZM189 252H190V254L191 253L192 254L190 255ZM43 255H44V257H42ZM53 255H56V256H53ZM78 256H82V257L78 258ZM166 256H168V257H166ZM161 258H163L166 261H164V260L162 261Z\"/></svg>",
	"mask_w": 264,
	"mask_h": 264
}]
</instances>
